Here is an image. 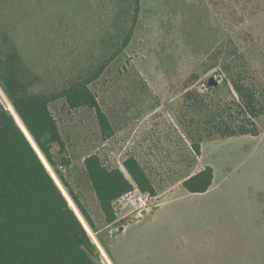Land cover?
I'll return each mask as SVG.
<instances>
[{
  "label": "rangeland",
  "instance_id": "rangeland-1",
  "mask_svg": "<svg viewBox=\"0 0 264 264\" xmlns=\"http://www.w3.org/2000/svg\"><path fill=\"white\" fill-rule=\"evenodd\" d=\"M140 1L130 43L91 85L113 135L102 139L92 109H67L63 99L49 104L71 159L63 174L95 224L96 231L87 228L101 251L97 262L190 264L204 256L194 245L209 242L206 256L220 264H264V115L255 119L257 134L204 138L198 156L190 126L214 108L197 100L210 76L218 85L204 102L235 110L220 66L234 46L264 90V0ZM90 153L123 170V160L135 157L156 188L151 209L135 217V206L118 208L119 218L132 213L105 226L83 167ZM205 165L213 169L211 186L188 192L182 180Z\"/></svg>",
  "mask_w": 264,
  "mask_h": 264
},
{
  "label": "trees",
  "instance_id": "trees-1",
  "mask_svg": "<svg viewBox=\"0 0 264 264\" xmlns=\"http://www.w3.org/2000/svg\"><path fill=\"white\" fill-rule=\"evenodd\" d=\"M140 9V0H0V87L9 105L0 104V264H98L101 251L87 228L95 224L63 174L71 159L49 104L63 99L67 109H92L102 139L113 135L91 85L130 43ZM246 64L237 46L221 57L232 112L228 103L204 102L215 91L204 81L208 92L196 98L214 108L191 118L196 156L204 138L258 133L264 90ZM122 166L106 165L98 153L83 159L105 226L118 219L119 197L135 188L156 193L135 157ZM212 179L205 165L181 185L202 193Z\"/></svg>",
  "mask_w": 264,
  "mask_h": 264
},
{
  "label": "built area",
  "instance_id": "built-area-1",
  "mask_svg": "<svg viewBox=\"0 0 264 264\" xmlns=\"http://www.w3.org/2000/svg\"><path fill=\"white\" fill-rule=\"evenodd\" d=\"M156 198V195H152L148 192H142L135 188L132 191L127 192L123 196L119 197L116 199L113 203L114 209L116 211V214L118 216V219L124 218L128 213H132V210L129 212L125 213L121 218H119V211L118 208L120 209H125L128 208L129 206H135L136 208L133 209L136 210L135 217H139L143 212H147L151 209V203L154 201L153 199ZM159 203L153 204V206H157ZM125 226V224H124Z\"/></svg>",
  "mask_w": 264,
  "mask_h": 264
},
{
  "label": "crops",
  "instance_id": "crops-1",
  "mask_svg": "<svg viewBox=\"0 0 264 264\" xmlns=\"http://www.w3.org/2000/svg\"><path fill=\"white\" fill-rule=\"evenodd\" d=\"M201 243L202 244H198V246L197 245H194V246L201 248V250L203 251H200V252H202L204 256L201 255L200 261H195L194 263H190V264H220L219 261L214 260L213 254L206 256V253H208L209 251L211 252V250H213V246L209 242H201Z\"/></svg>",
  "mask_w": 264,
  "mask_h": 264
},
{
  "label": "water",
  "instance_id": "water-1",
  "mask_svg": "<svg viewBox=\"0 0 264 264\" xmlns=\"http://www.w3.org/2000/svg\"><path fill=\"white\" fill-rule=\"evenodd\" d=\"M205 82L210 90L214 89L218 85V81L213 76L208 77ZM119 230H121V228H119Z\"/></svg>",
  "mask_w": 264,
  "mask_h": 264
}]
</instances>
